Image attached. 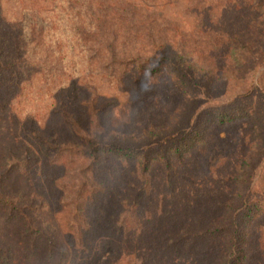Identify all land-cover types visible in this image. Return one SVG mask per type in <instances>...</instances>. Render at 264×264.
<instances>
[{"label":"trees","instance_id":"trees-1","mask_svg":"<svg viewBox=\"0 0 264 264\" xmlns=\"http://www.w3.org/2000/svg\"><path fill=\"white\" fill-rule=\"evenodd\" d=\"M20 1L27 40L0 0V94L12 111L16 100L43 101L35 104L43 121L37 117L28 141L14 128L7 138L0 131V211L34 231L27 264H244L250 228L264 215V177L253 184L256 159L239 160L229 188L222 186L230 194L216 203L188 209L180 200L183 184L204 170L191 166L194 155L208 153L221 129L255 119L253 79L239 83L243 92L221 96L228 84L206 50L186 45L184 34L177 39L178 26L174 37L161 35L154 9L171 0ZM8 35L22 44L4 46ZM82 59L94 65L84 77L74 66ZM143 95L149 109L165 110L161 117L144 123L123 114L119 106ZM6 142L24 150L3 154ZM24 182L33 201L22 197ZM169 195L178 209L160 205ZM188 211L190 226L172 224Z\"/></svg>","mask_w":264,"mask_h":264},{"label":"rangeland","instance_id":"rangeland-1","mask_svg":"<svg viewBox=\"0 0 264 264\" xmlns=\"http://www.w3.org/2000/svg\"><path fill=\"white\" fill-rule=\"evenodd\" d=\"M2 1V9L7 16L6 19L18 25L14 28L15 33L22 35V38L27 40V9L25 5L20 0ZM171 1L173 3L164 9H154L159 29L163 30L161 35L167 33L170 37H174L173 28L178 26L182 31L180 35L175 32L177 39H180L184 34L183 38L186 45L206 50L204 54L210 57L218 67L217 71L221 84H223V78L228 84L225 90L221 92V96H228L234 91L243 92V90H240L239 83H244V78L249 81L253 79L254 82L253 87H250L249 90L254 92V96L250 101L252 102L251 108L255 110V119L253 118L254 120L249 122L239 120L231 126L221 129L219 137H216L215 141H210L208 153L194 155V163L192 161L191 166L204 167V170L196 171L198 177L195 182L191 181L188 184H183L187 187L185 194L181 196L180 204L189 209L204 203L214 204L226 194H230V191L222 189V186L229 188L230 175L236 172L239 160H242L246 155H252L257 162L254 172L256 178L253 184L261 176L264 177V95L260 92L261 87L264 88V0ZM13 36H4L1 40V42L5 41L3 45L13 46L17 41L22 44L21 39L15 40ZM241 53H246L248 57L246 62L241 59ZM202 57L203 54L200 51L195 52L193 56L197 60ZM74 66L76 76L84 77L90 73L91 67L94 65L82 59V61L74 62ZM248 71H250L249 75ZM86 79L93 81L92 76H87ZM90 84L95 86V83ZM147 98L149 99L148 96L143 95L138 100L131 99L119 108H121L124 115L133 118L132 121L141 120L145 123L150 118L161 117L165 110L157 106H151L149 109ZM0 100L3 101V105L5 103L7 105L6 108L4 106L0 107L2 138H7L8 131L14 128L19 137L28 141L31 136L33 137V133L37 128V117L41 122L43 121V114L41 115L38 109L36 111L35 106L36 103L43 106V101L30 100L20 104L16 100L18 105L14 103L15 110L12 111L10 110V99L2 100L0 94ZM202 102L203 99L201 98L199 104H202ZM171 108L172 106L169 104L166 109ZM99 109H103V107ZM8 115L13 118L12 121H9ZM51 127L55 126L52 125ZM52 130L54 131L55 128ZM2 147L3 154L11 152L17 155V152L21 153L22 149L24 150V148L19 149L7 142ZM25 169L27 171V167ZM42 170L36 169L32 173L34 175L40 174ZM19 174L25 176L22 171H19ZM20 175L19 178H23ZM192 183L198 184L192 185ZM39 184L40 179L35 182L36 186ZM18 187L27 191L23 193L24 196L22 197L33 201L30 196L28 198L25 196L30 191L27 182L18 185ZM157 187V192H159L162 186L158 185ZM255 190L262 192L261 188ZM168 193H171V191ZM167 197L169 199L160 205L178 209L173 201L174 197L171 195ZM36 203L40 204L41 202L37 200ZM192 212L188 211L184 219L179 216L174 219L172 224L177 226L184 220L186 226H190L191 222L189 220L193 219L194 216ZM33 232L29 223L11 221L8 215L6 216L0 211V249L5 248L0 253L19 260V263L16 264H20L21 260L27 264V233ZM17 233H20V235ZM164 235L167 234L162 236ZM29 237L32 238V235ZM174 238L181 239L178 233H174ZM246 247L247 258L244 264H264V215L253 221ZM6 256L0 257L1 264H9L6 263L8 261ZM204 264L212 263L206 259Z\"/></svg>","mask_w":264,"mask_h":264}]
</instances>
